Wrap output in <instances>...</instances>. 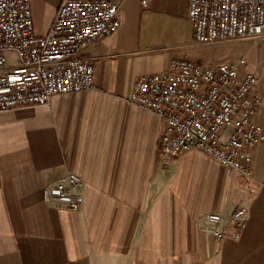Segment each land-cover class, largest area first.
Instances as JSON below:
<instances>
[{
  "label": "crops",
  "instance_id": "0c3cea01",
  "mask_svg": "<svg viewBox=\"0 0 264 264\" xmlns=\"http://www.w3.org/2000/svg\"><path fill=\"white\" fill-rule=\"evenodd\" d=\"M61 2L32 0L37 34ZM188 10L189 0H124L120 30L82 52L95 66L92 90L0 112V264H264V141L252 178L202 152L170 158L159 147L163 119L129 101L140 76L174 58L213 59ZM220 47L259 76L264 129V35ZM68 172L84 181L77 212L44 200ZM210 213L225 219L222 239L209 232Z\"/></svg>",
  "mask_w": 264,
  "mask_h": 264
},
{
  "label": "built area",
  "instance_id": "2783aa9c",
  "mask_svg": "<svg viewBox=\"0 0 264 264\" xmlns=\"http://www.w3.org/2000/svg\"><path fill=\"white\" fill-rule=\"evenodd\" d=\"M123 2L62 0L50 31L39 35L32 0H0V112L92 90L95 66L82 52L120 30ZM188 16L198 46L264 35V0H189ZM259 84L245 58L215 66L174 58L166 71L140 76L129 101L165 122L159 141L165 156L202 152L231 174L252 178L254 151L264 141ZM83 190L82 177L68 172L44 189V200L77 212ZM243 218L244 210L233 216L239 230L246 227ZM224 221L207 215L209 232L219 239Z\"/></svg>",
  "mask_w": 264,
  "mask_h": 264
},
{
  "label": "rangeland",
  "instance_id": "374dc122",
  "mask_svg": "<svg viewBox=\"0 0 264 264\" xmlns=\"http://www.w3.org/2000/svg\"><path fill=\"white\" fill-rule=\"evenodd\" d=\"M250 40L251 39H249V40H237V41H232V42H220V43H215V44H212V45L199 46L201 48H206L207 49L206 52H208L209 56L211 58H213V59H210V60H207V61H203V62L208 64V65L215 66V65H217L219 63H223V62H229V61L236 62L238 60L240 61L241 59L244 58V56H241V57L236 59L234 57L235 55L231 56L232 54H230L228 51L225 52L224 51L225 49L224 48L222 49L220 46L233 45L234 46L233 47V51H234V49L236 51V48H239L238 46L243 45L245 43H249ZM227 49H229V48H227ZM262 103H263V100H262ZM258 121H259V119H258Z\"/></svg>",
  "mask_w": 264,
  "mask_h": 264
}]
</instances>
